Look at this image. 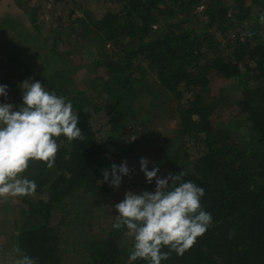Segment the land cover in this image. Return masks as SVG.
Wrapping results in <instances>:
<instances>
[{"label": "trees", "instance_id": "1", "mask_svg": "<svg viewBox=\"0 0 264 264\" xmlns=\"http://www.w3.org/2000/svg\"><path fill=\"white\" fill-rule=\"evenodd\" d=\"M107 1L105 11L85 6L79 17H68L69 37L81 36L75 23L94 33L90 62L75 51L57 52V37L51 43L49 35L41 38L46 31L33 10H27L32 28L4 23L0 29L6 102L19 105L20 82L39 80L71 101L82 131V139L57 138L51 168L29 161L24 175L37 187L15 197L9 256L14 260L19 247L35 264H130L126 229L112 228L113 213L99 219L110 215L102 204L114 189L103 182L102 170H111L119 146L123 153L133 150L135 140L121 141V129H146L147 104L165 95L175 103L176 126L160 141L168 158L158 176L182 172V180L202 187L212 224L183 255L172 252L161 264H264V0ZM212 73L240 90L230 120H212ZM154 187V180L147 183V190Z\"/></svg>", "mask_w": 264, "mask_h": 264}, {"label": "clouds", "instance_id": "2", "mask_svg": "<svg viewBox=\"0 0 264 264\" xmlns=\"http://www.w3.org/2000/svg\"><path fill=\"white\" fill-rule=\"evenodd\" d=\"M19 88L22 102L15 105L6 102L8 85L0 83L4 98L0 100V198L23 197L36 190V182L24 173L30 160L45 162L48 168L54 165L58 137L82 139L71 101L49 91L39 80L26 79ZM139 164L146 183L154 180V190L125 191L123 199L112 206L116 210L112 228H124L131 237L130 264L137 260L161 264L172 252L183 255L211 226L212 215L201 204L204 189L182 180V172L161 177L157 166L149 170L146 158H140ZM129 172L127 161L113 163L110 171L102 170L103 182L118 189ZM13 251L14 264H35L19 247Z\"/></svg>", "mask_w": 264, "mask_h": 264}, {"label": "rangeland", "instance_id": "3", "mask_svg": "<svg viewBox=\"0 0 264 264\" xmlns=\"http://www.w3.org/2000/svg\"><path fill=\"white\" fill-rule=\"evenodd\" d=\"M110 3L107 0H0V29L4 23H8L9 27L17 29L22 27L23 29L32 28V23L28 20L27 10H33L37 19V23L42 26L46 32L41 35L43 38L46 34L49 35L48 43H51L55 37V48L57 52L64 53L67 50L75 51L78 59H82L84 62H90L91 50L95 51L96 47L90 39H93V32L91 28L84 29L80 23L74 24L81 28V36H70L71 23L68 20L69 15L73 17H79L82 9L87 6L91 11L100 12L105 11L106 7ZM32 6V7H31ZM65 26L66 33L63 32L59 26ZM52 27V28H50ZM59 31V32H58ZM57 32V33H56ZM63 32V33H62ZM59 33V34H58ZM92 33V34H91ZM12 34H5V38L12 37ZM37 36V35H36ZM72 37H74L72 40ZM61 38V39H59ZM92 42V43H91ZM95 42V41H94ZM96 44V42H95ZM47 47V46H46ZM90 49H89V48ZM80 79L84 77V73H79ZM150 82V80L146 81ZM85 85V83L83 84ZM141 92L138 97L137 105H141L144 101ZM240 97V90L237 88L235 81L226 80L211 74L210 90L208 99L214 102V112L212 120L218 122L220 120H226L233 118L232 115H236L237 111L233 105ZM148 98L145 100L147 103ZM147 114H144L146 120V129H142L140 125L135 127L126 126L121 129L123 134L122 140H128L134 137V147L132 151L122 152V147L119 146L121 151H113V154H119L114 163L120 164L122 161H127V166L130 169L129 175L122 178L121 185L118 189H113L109 196V202L103 203L106 206L107 213L100 214L99 219L103 222V218H112L116 214V210L112 207L115 203L121 201L124 197L125 191L131 190L134 192H140L147 189V183L143 172L140 170V158H146L149 161L148 168L155 165L159 168L158 175H160L167 163V152L162 150L160 141L169 140L172 132L175 130L176 118H175V103L166 101L165 95H158L153 98L152 103L147 104ZM241 120H237L235 123L238 125ZM102 132V131H101ZM121 153V154H120ZM115 159V158H114ZM2 201V203H1ZM108 206H107V205ZM105 211V212H106ZM76 213V209L72 210V214ZM0 214L3 215L6 223H0V264H14V260L9 256V238H10V222L12 217L16 214V199L15 197L0 198ZM57 219V214L52 218L53 222ZM56 223V222H55ZM106 227L104 224H102ZM10 257V258H9ZM74 261L68 262V264L74 263Z\"/></svg>", "mask_w": 264, "mask_h": 264}]
</instances>
